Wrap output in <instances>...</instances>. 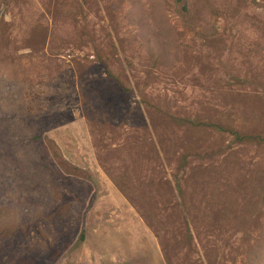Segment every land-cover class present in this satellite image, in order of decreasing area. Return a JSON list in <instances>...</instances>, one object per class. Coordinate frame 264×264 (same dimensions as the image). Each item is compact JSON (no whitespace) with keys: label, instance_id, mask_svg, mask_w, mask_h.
Listing matches in <instances>:
<instances>
[{"label":"rangeland","instance_id":"obj_1","mask_svg":"<svg viewBox=\"0 0 264 264\" xmlns=\"http://www.w3.org/2000/svg\"><path fill=\"white\" fill-rule=\"evenodd\" d=\"M186 2L188 23L176 0H0V126L14 146L0 152V264H167L147 204L112 176L172 179L187 139L185 188L203 207L189 214L193 264H264V0ZM109 70L130 90L116 115ZM102 90L119 100L94 115ZM150 104L246 138L176 126ZM26 114L53 126L50 168L34 164ZM80 225L85 241L65 249Z\"/></svg>","mask_w":264,"mask_h":264},{"label":"trees","instance_id":"obj_2","mask_svg":"<svg viewBox=\"0 0 264 264\" xmlns=\"http://www.w3.org/2000/svg\"><path fill=\"white\" fill-rule=\"evenodd\" d=\"M177 5L179 6L180 16L184 19L185 23H188V19L191 16L190 6L187 4L186 0H176ZM109 77H111L114 89L118 93V96H122V99H113V96L108 94L105 91H96L94 94L95 103L97 105V110H94V115L102 114V105L109 103H116L115 115L120 114V111L125 108L127 103V95L130 93L129 88L125 83L118 77L114 76L112 72L108 71ZM124 96V98H123ZM145 101V100H144ZM139 104H141L139 102ZM154 108V113L158 114L160 118H168L172 124L176 126L190 128V129H210L215 128L220 131H231L236 135L237 139H244L246 136L242 135L238 130H232L230 127L226 126L221 122L214 121H205L198 118H191L188 116H180L167 112L161 107L150 104ZM48 115L40 114L33 116L32 114L24 115L23 129L26 130L28 135V141L32 145L33 150L35 151L37 160L35 158L34 164L40 165L43 168H50L51 159L54 157L56 151V144L53 140L49 139L46 134L47 130L50 129L48 125ZM10 134L7 129L0 126V152L7 153L8 155L14 154V146L10 143ZM186 152H183L179 155L178 161L180 167L177 169V173L173 175V178L167 177H150L148 181L143 182L138 180L132 181L128 173H123L119 177L112 176L113 182L121 190V192L127 197L128 200L133 202V204L139 205L141 209L144 207L141 205V202H145L147 205V211L143 210L142 216L148 225L154 230L157 234L159 240H161V246L164 258L167 264H181V261L178 260V249L183 241L184 246L187 249L186 252V261L190 264L195 263L193 261V254L196 249L194 229L191 226V220L189 214L193 213L194 207L196 212H201L203 207L200 204H196L194 197L190 200L188 199V194L186 191L187 186V169L195 170L190 166L188 151L189 149H195L194 143L190 140H186ZM57 148V147H56ZM152 154L160 155V151H157L155 146L151 149ZM37 161V164H36ZM203 167V166H202ZM208 169V168H207ZM183 173V174H181ZM154 175V174H153ZM192 178V176H190ZM140 183V184H138ZM143 185H148L147 191L143 190ZM5 192V189L1 190ZM1 196V195H0ZM143 207V208H142ZM161 211V215L164 214L165 219H158ZM194 211V212H195ZM40 213V212H39ZM40 215H43L41 213ZM206 218L202 222V225L207 229H217L220 228L219 225ZM59 232L61 230L59 226L57 227ZM86 239V229L80 225L76 230L75 237L68 241L65 246V249H76L83 244ZM60 248V247H58ZM62 249L59 251V255L62 254ZM60 256V257H61ZM58 258H54L53 261H57ZM40 261H35L32 255H28L22 260L19 261V264H38Z\"/></svg>","mask_w":264,"mask_h":264}]
</instances>
